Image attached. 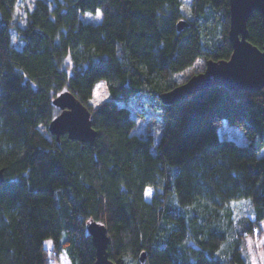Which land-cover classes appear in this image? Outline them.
I'll return each mask as SVG.
<instances>
[{"label":"trees","instance_id":"obj_1","mask_svg":"<svg viewBox=\"0 0 264 264\" xmlns=\"http://www.w3.org/2000/svg\"><path fill=\"white\" fill-rule=\"evenodd\" d=\"M183 1L35 0L20 26V0H0V264H49L46 240L95 264L89 222L107 227L115 264H249L240 233L230 241L233 203L251 200L264 224V89L161 102L196 63L233 52L229 0H187L194 20L180 31ZM248 31L262 49L258 12ZM101 81L110 99L94 107ZM64 92L91 113L94 145L49 132ZM150 118L157 143L137 131ZM223 120L246 146L219 135Z\"/></svg>","mask_w":264,"mask_h":264},{"label":"water","instance_id":"obj_2","mask_svg":"<svg viewBox=\"0 0 264 264\" xmlns=\"http://www.w3.org/2000/svg\"><path fill=\"white\" fill-rule=\"evenodd\" d=\"M229 41L233 52L229 60L206 62L203 72L194 75L185 83L160 97L164 105L177 104L183 98L196 94L214 85L226 86L234 92H259L264 89V45L258 49L249 42L248 20L258 12L264 20V0H229ZM188 24H178L181 31ZM53 104L61 113L51 122L49 132L60 140L69 139L94 145L97 132L92 126L91 113L70 92L58 95ZM0 170V185L4 183ZM87 231L96 250L95 264H115L108 252L110 237L105 225L89 222ZM144 255L141 260L144 261Z\"/></svg>","mask_w":264,"mask_h":264},{"label":"rangeland","instance_id":"obj_3","mask_svg":"<svg viewBox=\"0 0 264 264\" xmlns=\"http://www.w3.org/2000/svg\"><path fill=\"white\" fill-rule=\"evenodd\" d=\"M35 0H20L17 7V19L20 26L25 24L26 20V11L33 8ZM183 13L185 18L182 19L184 22L189 23L191 20H194V16L191 12V2L184 0L183 1ZM87 19L96 20L95 17L91 14H85ZM101 19V11L98 15ZM97 16V17H98ZM15 37V35H14ZM206 62L204 60L199 61L196 65L186 71L182 78L185 79L192 74L197 72L204 71ZM110 99L108 88L105 82H98L93 90V96L91 99V105L96 107L106 100ZM137 131L141 134H151L155 136L156 143L161 139L160 131V121L156 118H150L149 120L139 119ZM219 135L226 137L241 146H246L248 140L245 136L244 131L238 126H231L226 120H223L222 126L219 128ZM264 154V152H263ZM153 195V189L149 188L145 192V197L147 200H150ZM234 219H235V231L231 240H234L236 233L244 238L242 241V249L245 258L249 264H264V224L256 225L255 218L253 215V205L251 200H243L240 202H234ZM249 228L252 230L249 231ZM46 249L48 250V262L49 264H71L69 258L65 254H56L52 247V241L46 240L44 242Z\"/></svg>","mask_w":264,"mask_h":264},{"label":"snow or ice","instance_id":"obj_4","mask_svg":"<svg viewBox=\"0 0 264 264\" xmlns=\"http://www.w3.org/2000/svg\"><path fill=\"white\" fill-rule=\"evenodd\" d=\"M98 15H99V13H98Z\"/></svg>","mask_w":264,"mask_h":264}]
</instances>
